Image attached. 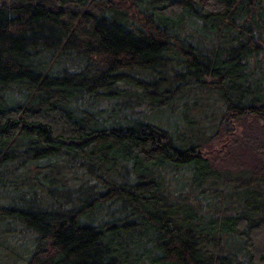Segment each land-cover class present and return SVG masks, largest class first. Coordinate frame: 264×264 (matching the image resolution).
I'll list each match as a JSON object with an SVG mask.
<instances>
[{"label": "trees", "instance_id": "1", "mask_svg": "<svg viewBox=\"0 0 264 264\" xmlns=\"http://www.w3.org/2000/svg\"><path fill=\"white\" fill-rule=\"evenodd\" d=\"M0 264H264V0H0Z\"/></svg>", "mask_w": 264, "mask_h": 264}, {"label": "rangeland", "instance_id": "2", "mask_svg": "<svg viewBox=\"0 0 264 264\" xmlns=\"http://www.w3.org/2000/svg\"><path fill=\"white\" fill-rule=\"evenodd\" d=\"M234 133H236V134H239V133H241V130H240V128H238L237 127V125H235L234 126ZM226 143H214V147H213V150H208L207 151V153H205V154H207V156L210 158V159H215V161H220L219 160V158L218 157H216V154L215 153H217V152H220L221 154H223V153H225V148H226ZM204 150H206V149H204ZM13 263V262H12Z\"/></svg>", "mask_w": 264, "mask_h": 264}]
</instances>
